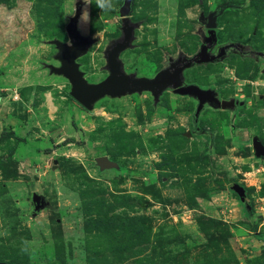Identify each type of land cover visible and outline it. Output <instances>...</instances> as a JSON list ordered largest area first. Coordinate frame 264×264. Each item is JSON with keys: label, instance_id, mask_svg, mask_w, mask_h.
I'll use <instances>...</instances> for the list:
<instances>
[{"label": "rangeland", "instance_id": "1", "mask_svg": "<svg viewBox=\"0 0 264 264\" xmlns=\"http://www.w3.org/2000/svg\"><path fill=\"white\" fill-rule=\"evenodd\" d=\"M120 2L102 12L93 0L78 28L83 0H0V264H264V158L251 147L264 144V0H133L125 74L151 77L212 40L244 52L182 71L183 85L235 102L204 103L196 117L194 97L170 88L85 109L49 71L50 41L69 45L75 8L92 40L79 68L103 79Z\"/></svg>", "mask_w": 264, "mask_h": 264}, {"label": "water", "instance_id": "2", "mask_svg": "<svg viewBox=\"0 0 264 264\" xmlns=\"http://www.w3.org/2000/svg\"><path fill=\"white\" fill-rule=\"evenodd\" d=\"M132 0H121L118 6V15L121 17L120 37L114 40L104 51L105 69L107 74L98 82H87L83 77L77 59L84 55L92 40L81 35L76 29V21L79 10L76 9L75 16L69 18L65 26V32L70 41V46L65 42L53 39L50 41L57 52L54 58L58 61L57 66L49 65V71L62 75L68 81L69 95L85 109H90L91 104L103 96L116 97L125 93H140L147 91L153 101H157L158 95L165 89L170 88L179 95H190L197 100L194 116L196 117L200 107L204 103H211L217 107L225 108L234 105V101H219L215 92L209 88H201L195 84H182V70L196 64L210 63L222 57L233 44L221 46L215 54H209L207 48L210 42L201 44L199 49L191 56L183 54L175 58H168L166 66L158 69L151 77L135 76L125 74L122 70L119 54L131 46L133 40L134 25L130 23L128 16L131 10ZM206 28L212 30L215 27V12H209L204 22ZM251 147L254 155L264 158V144L256 137L251 138ZM96 163L100 167H109L110 163L103 157H97ZM231 189L237 194L239 200H244V190L239 184L233 183ZM34 205L39 207L42 202L34 198Z\"/></svg>", "mask_w": 264, "mask_h": 264}, {"label": "clouds", "instance_id": "3", "mask_svg": "<svg viewBox=\"0 0 264 264\" xmlns=\"http://www.w3.org/2000/svg\"><path fill=\"white\" fill-rule=\"evenodd\" d=\"M95 6L102 12H111L114 9L113 0H94ZM84 8L80 12L78 20V28L86 26L90 21V13L88 11V6L93 4V0H83ZM76 9L74 8L71 16H75ZM69 41V46H70Z\"/></svg>", "mask_w": 264, "mask_h": 264}, {"label": "flooded vegetation", "instance_id": "4", "mask_svg": "<svg viewBox=\"0 0 264 264\" xmlns=\"http://www.w3.org/2000/svg\"><path fill=\"white\" fill-rule=\"evenodd\" d=\"M132 2H133V0H132ZM132 2H131V5H132ZM216 14V13H215ZM205 19H206V17H205ZM205 19H203L202 20V25L204 26V28H206L205 27V25H204V22H205ZM215 26H216V15H215ZM215 27H213V28H211V29H214ZM206 29H208V28H206ZM213 44H214V42H213V40L210 42V44H209V46H208V48H207V51H208V53L209 54H215L217 51H218V49L221 47V46H223V45H228V44H230V43H226V44H221V45H218L217 47H215V49H213L212 50V46H213ZM231 44H233V46L234 47H229V49H228V51L224 54V55H226L227 53H229V52H231V51H236V52H238V53H244L242 50H241V48H240V46H238L237 44H234V43H231ZM200 47V46H199ZM199 49V48H198ZM194 54V53H193ZM223 55V56H224ZM191 56V55H190ZM222 56V57H223ZM221 58V57H220ZM220 58H218V59H215L213 62H215V61H218ZM167 60H166V64H167ZM211 63V62H210ZM203 64H206V63H203ZM196 65H198V64H196ZM166 66V65H165ZM194 66V65H193ZM192 67V66H191ZM186 69V68H185ZM184 70V69H183ZM182 70V71H183ZM188 84H193V83H188ZM196 85V84H195ZM195 99V98H194ZM196 100V99H195ZM196 105H197V100H196ZM196 105H195V107H196Z\"/></svg>", "mask_w": 264, "mask_h": 264}, {"label": "trees", "instance_id": "5", "mask_svg": "<svg viewBox=\"0 0 264 264\" xmlns=\"http://www.w3.org/2000/svg\"><path fill=\"white\" fill-rule=\"evenodd\" d=\"M3 135H4V132L1 131V132H0V138H1ZM16 140H18V141H22V139H19V138H17V137H16Z\"/></svg>", "mask_w": 264, "mask_h": 264}]
</instances>
